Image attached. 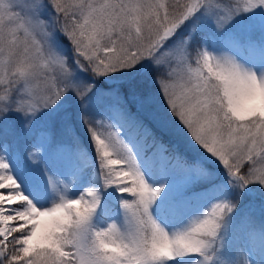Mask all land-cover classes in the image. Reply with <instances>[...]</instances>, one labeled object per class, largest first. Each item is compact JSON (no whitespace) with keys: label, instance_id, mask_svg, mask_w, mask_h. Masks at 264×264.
Returning <instances> with one entry per match:
<instances>
[{"label":"snow or ice","instance_id":"obj_1","mask_svg":"<svg viewBox=\"0 0 264 264\" xmlns=\"http://www.w3.org/2000/svg\"><path fill=\"white\" fill-rule=\"evenodd\" d=\"M0 264H264V0H0Z\"/></svg>","mask_w":264,"mask_h":264}]
</instances>
